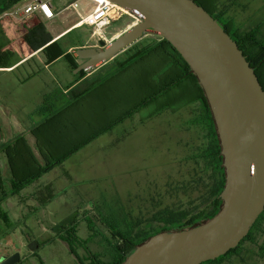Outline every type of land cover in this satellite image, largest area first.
Returning a JSON list of instances; mask_svg holds the SVG:
<instances>
[{"label":"rangeland","instance_id":"rangeland-1","mask_svg":"<svg viewBox=\"0 0 264 264\" xmlns=\"http://www.w3.org/2000/svg\"><path fill=\"white\" fill-rule=\"evenodd\" d=\"M215 13L223 21L231 19L236 26L251 27L264 20V0H219ZM130 17L134 22L137 21ZM128 20V16H123L106 26L103 32L111 36ZM93 30V26L84 25L67 35L62 42L100 45L99 37L93 34ZM148 34L153 36L155 33ZM78 47L72 52L75 56ZM133 48L128 49L127 54ZM126 52L121 55H127ZM76 60L79 64L83 61L78 57ZM114 60L112 58L100 67L102 71H96L94 77L112 71ZM65 62L55 63L51 67L52 72L58 76L65 75ZM123 96L116 115H121L129 107L125 106L127 102H123ZM200 107L198 103L189 104L178 112L169 110L147 121H138L141 116L138 111L132 116L136 124L130 128L126 138L123 136L121 146L114 149L109 144L110 140L99 139L96 140L100 141L98 145H93L96 142L93 140L99 135L86 143L84 146L90 143V147L87 146L83 162L71 167V178L61 173L63 182L50 198H46L44 193H50L51 186L39 192L38 203L43 211L34 213V217L29 213L31 207L28 206L26 213H22L23 218L16 216L12 221L9 220V226L5 228L9 235L0 239V261L2 257L19 251L21 259L16 264H79L69 243L61 238L58 225L75 224L77 236L87 240L92 251H103L109 245L103 224L106 219H118L116 223L123 229L137 222L141 223V228L147 229L160 222V219L154 218L162 211L165 213L167 209L196 205L206 190L204 182H197L203 173L192 157L199 144L207 141L206 129L199 118ZM93 131L94 127L72 139L87 138ZM43 200H46V208L42 204ZM60 219L61 222L57 224ZM89 226L93 228L92 232ZM94 232L95 236L91 237L90 233ZM262 240L263 235L258 242ZM32 242H37L38 246L33 247ZM259 243L246 241L240 254L230 256L222 264H264V253H261ZM76 249L83 257L84 249L79 246Z\"/></svg>","mask_w":264,"mask_h":264},{"label":"water","instance_id":"water-1","mask_svg":"<svg viewBox=\"0 0 264 264\" xmlns=\"http://www.w3.org/2000/svg\"><path fill=\"white\" fill-rule=\"evenodd\" d=\"M138 20L100 45L78 47L74 72L111 60L145 33L167 39L204 89L218 132L225 184L220 210L194 226L163 230L121 264H200L236 248L264 211V89L236 40L194 0H112ZM33 247L37 246L32 242ZM20 252L0 264H15Z\"/></svg>","mask_w":264,"mask_h":264},{"label":"trees","instance_id":"trees-1","mask_svg":"<svg viewBox=\"0 0 264 264\" xmlns=\"http://www.w3.org/2000/svg\"><path fill=\"white\" fill-rule=\"evenodd\" d=\"M194 1L217 18L224 29L237 41L250 65L254 67L264 89V20L251 27H239L235 25L233 20L223 21L215 13L219 0ZM153 36L155 37L153 40L138 39L121 53L134 47L132 52H128V54L126 52L127 55L118 54L113 58L117 59L120 65L117 72H112L110 76L133 78L131 83H124L131 90L123 96V102H127L125 106L129 104L131 106L129 105L130 107L121 115L107 122L101 130L91 133L87 138L74 141L72 149L62 156L52 155L50 150L48 152L50 149L48 146L52 142L48 136L46 138V132H35L36 148L40 151L43 161L35 156L24 134L18 135L6 148L7 143L0 144V239L9 235L5 228L9 226V220L12 221L16 217L11 209L4 207V204L7 206L10 197L18 195L21 190L32 185L35 180H38L45 172L60 163L69 153L81 148L101 133L108 131L115 124L131 116L142 107L150 105L153 106L151 115L163 109L177 111L192 102L201 105L199 118L206 129L207 141L199 144L192 157L203 173L197 178V182L199 184L204 182L206 190L201 194L197 204H191V207L188 206V208L167 209L165 213L162 211L159 216L154 218L155 220L156 218L160 219V222L155 221L157 224L150 225L146 227L147 229L141 228V223L138 222L132 227L123 229L116 223L118 219L113 218L115 222L112 219H110L111 222L106 219L103 224L108 236L105 239L109 245L104 247L105 250L103 251H92L87 245V240L77 236L75 224H71V226L58 225L57 227L62 234L61 238L69 243V247L77 256L79 264H121L137 244L142 243L151 235L163 230L171 231L194 226L213 217L220 210L223 202L220 193L225 184V168L216 124L204 89L178 50L162 36L157 34H153ZM27 40L31 42L33 40L31 43L33 48L43 47V52L48 61L64 55L72 69L79 65L76 60L77 56L72 52L65 53L58 41L46 45L51 41V35L46 31L43 24L39 23L31 29ZM85 73L86 70H80L76 75L81 76ZM3 149L6 154V170H4L1 162ZM76 222L73 221V223ZM89 230L92 232L93 228L89 226ZM90 235L91 237L95 236V232L90 233ZM261 235H263V240L259 243ZM246 241L259 243L261 253H264V211L236 248L216 259L207 260L200 264H222L230 256L240 254L244 250ZM77 246L84 249L83 257L78 254Z\"/></svg>","mask_w":264,"mask_h":264},{"label":"crops","instance_id":"crops-1","mask_svg":"<svg viewBox=\"0 0 264 264\" xmlns=\"http://www.w3.org/2000/svg\"><path fill=\"white\" fill-rule=\"evenodd\" d=\"M30 1L0 0V144L7 143L6 148L18 135L24 134L35 156L43 161L40 151L36 148L35 132H46V138L48 136L52 142L48 146L50 148L48 152L50 150L52 155L67 154L72 149V143L80 140V137L75 139L72 137L79 136V133L90 130L92 127H94L93 132L99 131L107 123V119L119 115H116V111L122 104V94L131 90L124 83H131L133 78L110 76L112 72H117L119 69L120 63L117 59L113 62V70L110 72L108 70L106 74L104 72L105 75L100 74L94 77L93 74L96 71H102L100 67L109 63L108 61L77 76V72L73 71L64 55L48 61L43 47L33 48L31 46L33 40L32 42L27 40L31 29L40 23L51 35V41L46 45L58 41L65 53L73 52L78 46L84 47L85 44L82 43H63L62 41L74 30L87 25L79 21L94 8V0H49L53 11L52 16L41 9L28 15L24 14V6ZM128 17L130 20L111 36H107L104 32L94 35H98L99 41L112 40L135 23L130 16ZM147 35L149 34L146 33L141 39L155 38ZM63 60L66 61L63 68L67 70V73L58 76L52 72L51 67ZM195 103L197 102H192L190 105ZM152 110V105L139 109L141 116L138 121H147L169 112V109H163L151 115ZM134 114L101 133L93 141L110 140L109 144L114 149L121 146L123 136L126 138L130 128L136 124L132 119ZM100 141H96L93 145H98L97 142ZM89 144L69 153L32 185L21 190L18 195L10 197L7 206L4 204V207L11 209L19 219L23 218L22 213H26L28 206L31 207L29 213L33 215L42 212L43 207L38 203L37 198L40 195L39 192L51 186L52 191L44 195L46 198L53 196L52 192L63 182L61 173L68 179L71 178V167L83 162L85 151L90 147ZM1 162L6 170L4 149L1 153ZM42 204L46 208V200H43ZM33 215L30 214V216ZM61 220L57 221V224ZM34 221L37 222L36 219Z\"/></svg>","mask_w":264,"mask_h":264},{"label":"built area","instance_id":"built-area-1","mask_svg":"<svg viewBox=\"0 0 264 264\" xmlns=\"http://www.w3.org/2000/svg\"><path fill=\"white\" fill-rule=\"evenodd\" d=\"M94 2V8L79 21L81 24L93 26V34H102L106 26L123 16H132L138 20L137 13L128 11L112 0H94ZM37 9H41L49 16L53 15L49 0H31L24 6L23 13L28 15Z\"/></svg>","mask_w":264,"mask_h":264},{"label":"flooded vegetation","instance_id":"flooded-vegetation-1","mask_svg":"<svg viewBox=\"0 0 264 264\" xmlns=\"http://www.w3.org/2000/svg\"><path fill=\"white\" fill-rule=\"evenodd\" d=\"M37 246H38V245H37ZM37 246H36V247H37ZM2 258H3V257H2ZM20 259H21V258H19V260H18V261H20ZM18 261H17V262H18ZM17 262H16V263H17ZM16 263H15V264H16Z\"/></svg>","mask_w":264,"mask_h":264}]
</instances>
